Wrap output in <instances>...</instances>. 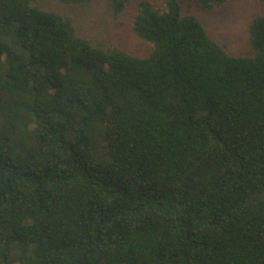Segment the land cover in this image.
Masks as SVG:
<instances>
[{"label":"trees","instance_id":"16d2710c","mask_svg":"<svg viewBox=\"0 0 264 264\" xmlns=\"http://www.w3.org/2000/svg\"><path fill=\"white\" fill-rule=\"evenodd\" d=\"M165 2L138 3L139 56L0 0V264H264V12L236 56Z\"/></svg>","mask_w":264,"mask_h":264},{"label":"rangeland","instance_id":"374dc122","mask_svg":"<svg viewBox=\"0 0 264 264\" xmlns=\"http://www.w3.org/2000/svg\"><path fill=\"white\" fill-rule=\"evenodd\" d=\"M129 0L126 9L115 17L106 0H93L81 5L63 6L57 0H43L44 4L64 10L74 17L80 33L88 35L92 42L108 47L122 48L139 56L148 55L152 44L138 37L133 30V20L138 3ZM164 10L165 0H145ZM182 12L195 15L217 42L236 56H254L249 39V25L255 14L264 12V3L257 0H229L214 14L198 10L194 0H179ZM93 159L100 168L107 167L111 159L103 150L93 152Z\"/></svg>","mask_w":264,"mask_h":264}]
</instances>
